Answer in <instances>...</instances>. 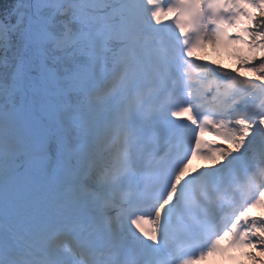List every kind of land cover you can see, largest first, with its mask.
I'll return each mask as SVG.
<instances>
[{
    "label": "rangeland",
    "instance_id": "1",
    "mask_svg": "<svg viewBox=\"0 0 264 264\" xmlns=\"http://www.w3.org/2000/svg\"><path fill=\"white\" fill-rule=\"evenodd\" d=\"M89 0H84V2H87ZM95 1L92 3V5L98 6L100 8H104L105 4L103 0H90ZM146 3L148 4L147 9L150 10L151 14L159 13L160 16H162L163 11H156L155 6V0H146ZM248 15L244 17L243 23L248 26V32L245 36V40L243 42L235 41V42H229L224 37H218L210 40L205 47H203L200 50H197L194 52V56L199 60H205L207 62H210L213 64L217 70L224 69L226 71H230L234 77L229 78L228 85L229 88H227L225 91V96L220 98L222 103L227 104L229 110L225 113L224 117L225 120L223 123L219 121L218 128L223 125V128L217 132L212 134V139L214 141V148H216V144L218 140L222 141L220 148L217 150H214V154L218 152V155L216 156H210L206 158L205 160H200L197 162V166L195 167L194 171H199L203 167H216L220 166V164L225 162L232 161V156L230 155L232 153V150L237 148L239 145V142L241 139H247L248 141L253 142V146L251 147L254 151L255 160L252 161V164L258 165L264 161V152L261 148V145L264 144V125L254 124L251 121L250 116L248 115V111L254 108L253 105L254 102H258L262 95L261 93L252 85H249L247 87L242 88L240 91H238L236 94L232 93V90L230 87L236 83V81L240 78L237 77L238 75H248V76H256V74L248 72L246 70H238V65H244V64H255L258 68H260V72L264 74V0H256L248 3ZM21 16V15H20ZM145 17L142 16V13L140 10H138L135 7H131L128 11V14L126 17L123 18V23L121 26L122 32L127 34L125 29L123 28L127 22H133L134 24H138V28L135 32L128 34L126 36L127 44L121 48L119 52V67L114 72L115 78H118V74H124L127 72L126 78L121 80L118 79V83H122L121 87L124 93L126 92L127 84L130 87H133L134 83L132 81V78H134V81L137 80L136 74H139L140 70H142V64L140 54L145 51H149V45L148 40L144 38L141 43H137L138 36L146 35L145 30L148 29V24ZM143 30V35L140 33V31ZM6 36L3 32L1 25H0V49L2 46L5 45ZM137 44V46H136ZM60 45V43H58ZM139 51L136 47H139ZM260 47V49H257ZM204 72L206 73L205 79L201 80V83L204 85L207 83H211L213 85L215 90H222L223 87L219 86L215 82L211 81L212 74L210 71L204 69ZM135 73V74H134ZM261 79L264 80V77H261ZM214 83L216 85H214ZM116 85V84H115ZM114 87V86H113ZM110 95V93L107 94V96ZM114 96L115 94H111V96ZM121 98L124 96L120 95ZM253 101V102H252ZM100 102L99 98H94L89 101V108H90V115L87 117L88 121L94 120L95 113V103ZM108 101L106 100L102 106L101 110L103 111L107 107ZM127 103L123 101L118 106H124ZM131 108L134 106V104H128ZM111 115V112L108 114H103V118L107 119L108 116ZM233 127L232 130L235 132L237 130L236 135L232 139H228V137H225L223 132L229 131V129ZM108 129H111L110 125L107 126ZM87 131L90 130L87 127L83 126L81 131ZM3 134H6L10 139L8 141H3V145L9 146V143L13 141L12 136L10 132L6 131L3 132ZM19 149L21 147L17 145ZM101 146V145H100ZM224 148V150H222ZM20 154V151H17L16 148L13 150V153L7 154L6 158L4 159L5 162H2L0 160V163L3 164V167L0 168V174L5 171H11L14 168H16V165L14 164V158H16ZM95 162L101 161L98 159L97 155L92 156ZM100 166L107 167V163L104 161ZM97 173H100L99 170H97ZM103 175V174H102ZM93 177V176H89ZM101 181V184H100ZM91 186L86 187L91 189L92 191H99V192H107L114 188L116 189L115 184L108 183V178L101 177L100 179L98 176H94V178L90 181ZM88 189L81 188L77 189L76 191L72 192V196H76L77 193L85 194ZM94 200L93 196L87 199H80L78 201L80 204L88 206L90 203ZM111 205V204H110ZM110 210L116 209V205H112L109 208ZM110 228L113 230L114 233V225L110 222ZM214 256L207 257V259L204 261L203 264H211L210 260L213 259ZM217 264H223V260H217ZM229 264H235L233 260L229 262ZM243 264H253V260H247L243 262Z\"/></svg>",
    "mask_w": 264,
    "mask_h": 264
},
{
    "label": "trees",
    "instance_id": "2",
    "mask_svg": "<svg viewBox=\"0 0 264 264\" xmlns=\"http://www.w3.org/2000/svg\"><path fill=\"white\" fill-rule=\"evenodd\" d=\"M28 3H30V0H0V17L6 26L8 36V46L5 48L4 54L0 51V53L4 55L2 62L0 63V101L3 105H8V86L13 81H17V78L20 76L18 75V58L25 61L26 67L28 68V75L23 74L22 76L27 79H32L33 72H39L40 70L45 69V67H52L60 75H62L71 70L78 63H87L86 57L80 53V49L77 46L74 47L70 45L68 42H66L64 44V48L60 50H53L51 42L44 43V53H41L43 63L40 62L37 50V40H34L33 42H30V38L28 40L27 36H29V34L25 31L28 25L27 22H25V19L20 27H14L17 15L21 10L26 9L27 13L25 18L31 14ZM24 5H27V7L24 8ZM108 5L112 10L123 9L122 2L118 0H108ZM66 18V14L58 15L56 22L51 26V28L58 33H62L64 31L63 22ZM80 28L81 26L75 23L72 29L79 30ZM31 54H34L36 58L33 63L29 64L30 58L28 57ZM252 71L262 75L259 68H254ZM29 76L30 78H28ZM29 90H31V92L36 94L38 97L40 96L39 88L30 86ZM19 94V92L15 93V98L18 97ZM77 98V96L75 97L70 95L61 99V102ZM243 147L249 150L246 145ZM253 217L257 219L260 225L257 230V235L259 237L255 245V251L258 255L248 252L246 253V256L249 260H253L254 263L264 264V205L261 211H255L253 213Z\"/></svg>",
    "mask_w": 264,
    "mask_h": 264
},
{
    "label": "bare ground",
    "instance_id": "3",
    "mask_svg": "<svg viewBox=\"0 0 264 264\" xmlns=\"http://www.w3.org/2000/svg\"><path fill=\"white\" fill-rule=\"evenodd\" d=\"M125 30H127L129 33H133L137 30L138 28V24H134L133 22H128L125 26H124ZM156 56L153 55L150 52V58L148 59V62L150 63L147 64V67H145V70H140L139 73V77L140 79L145 83V85L143 86H135L134 91L135 93L139 94V95H149L152 92H154L155 90H159L162 86H161V81H162V77L160 76V74L158 73V70L156 69V66L158 65L157 60H156ZM109 82H112L111 80ZM142 87V89H140ZM142 92H145L142 94ZM207 100H210V103L212 104V107H216L215 112L213 113L214 116H220V113H218V109H222V110H227L228 106L227 104H223L221 99L218 98H214L213 96L209 97ZM104 99L101 100L100 102L95 103V108H94V113L95 116L100 117L101 116V106L104 103ZM135 111V110H134ZM133 110L130 109V107L128 106H123L120 110H117L115 112L112 113V115L110 117H108L107 119H103L100 121V126L103 129V135L107 136L108 139L105 143V146L103 148H98L99 152L97 153L98 159L103 161V158L101 156L104 157V161L107 164L113 163V160H116L117 158V152L115 154L116 150V145H121V138H123V132H120L121 128L123 126H128V120L130 119L129 116H131L134 113ZM221 118H223L221 116ZM99 118H97L96 121H93L94 123H99L98 122ZM7 122H0V141H7L9 140V137L6 134H3L4 130H9L11 126L7 125ZM104 124H108L111 125L112 128L114 127V130L111 129H106V127H104ZM88 125V124H87ZM90 125V124H89ZM234 128L231 127L229 129V131H225L223 132L225 137H228L229 139H232L236 133L237 130L235 132H233ZM35 136H37L39 133L35 130ZM16 137V138H15ZM13 141L11 142L12 145H15V143H18L21 139V135L20 134H16V136H14ZM124 141V139H123ZM29 142L23 143L24 146H27ZM221 143H223L222 141L218 140L217 144H216V150L220 148ZM261 148L264 152V144L261 145ZM222 150H224V148H222ZM10 153V150L5 147V146H1L0 144V157L2 158H6L7 154ZM218 153H216L217 155ZM215 155V156H216ZM112 159V160H111ZM109 160V161H108ZM261 166L258 168L259 169V174L261 177H263L264 175V161L262 164H260ZM93 178H90L89 180H92ZM22 193V191L20 192V194ZM109 194L111 195V197L113 198V200H115V202H118L119 200L122 199V197L118 194L115 193L114 188L109 190ZM25 196H27V194L25 193ZM65 202V204H71L72 200L69 198H65L63 200ZM56 205V204H55ZM62 212V211H61ZM63 213V212H62ZM117 215V211L112 210V213L110 215V218L116 217ZM66 225V224H65ZM122 228L121 224L119 223H114V231L118 232L120 231V229Z\"/></svg>",
    "mask_w": 264,
    "mask_h": 264
}]
</instances>
